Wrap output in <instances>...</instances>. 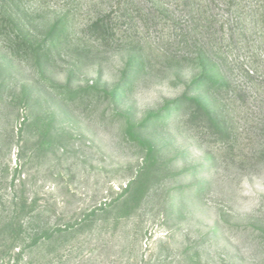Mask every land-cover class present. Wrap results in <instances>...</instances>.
Returning a JSON list of instances; mask_svg holds the SVG:
<instances>
[{"label":"rangeland","instance_id":"obj_1","mask_svg":"<svg viewBox=\"0 0 264 264\" xmlns=\"http://www.w3.org/2000/svg\"><path fill=\"white\" fill-rule=\"evenodd\" d=\"M158 1L108 29L110 0H0V177L65 230L0 264H264V28ZM186 95L231 136L187 124Z\"/></svg>","mask_w":264,"mask_h":264},{"label":"trees","instance_id":"obj_2","mask_svg":"<svg viewBox=\"0 0 264 264\" xmlns=\"http://www.w3.org/2000/svg\"><path fill=\"white\" fill-rule=\"evenodd\" d=\"M65 1H67L66 5L70 2H77V0ZM110 1L113 2V4L112 6H109L104 10V17L102 16L100 18H97V20L93 22L95 28L107 27L109 29V25L112 24L109 23V20H112L111 18H113L115 13L127 17H140L141 19L143 18L144 21H150L151 16H155V13L153 11L137 3V0ZM142 1L152 2L154 5V9L159 15H163L165 17L169 15L166 8H161V6H159V3H157L158 0ZM180 1L184 2V10H187L188 13L191 14V16L197 15L207 21L212 16V14L210 13V9H208L209 2L216 0ZM220 1H223L232 13L255 17L254 21H256V28L257 26L258 28H264V0ZM99 3H101V1H97V4ZM2 18L7 19L9 22L11 21L12 25H14L12 18L6 17L4 15H2ZM120 20H116L115 22V27H117V29L122 27L120 24V22L122 23V21ZM0 25L3 26L2 23ZM111 26L113 27V25ZM225 28L226 27H223L221 28V30L225 31ZM208 88L211 94L227 92L228 90L226 88V83L221 80L211 81V83L208 85ZM178 102L179 103L177 105V108L181 110V114L187 124H190L192 127H196L201 131H205L206 133L213 134L217 137L226 138L231 136L233 131L230 127H228V121H226L225 119H219L217 114L218 111L210 108L199 97L186 95L180 98ZM15 180L12 179L9 182L7 176L0 177V249H16L17 247H19V244L24 241L29 242L30 246H34L37 244L40 245L41 243H44L46 239L50 238V236L56 237L55 234L64 232L65 230L56 229V232L52 234L50 230L53 227H51L47 222H41L39 226H35L32 222V217H29L31 218V220L24 218L27 213L32 211V208L30 206V204L32 203H30L29 199L25 196V181L20 179V184H22L19 189H16L18 185L15 184Z\"/></svg>","mask_w":264,"mask_h":264}]
</instances>
